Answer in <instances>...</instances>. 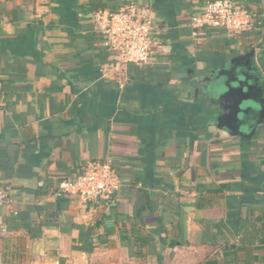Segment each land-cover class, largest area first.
Segmentation results:
<instances>
[{
	"label": "crops",
	"instance_id": "obj_1",
	"mask_svg": "<svg viewBox=\"0 0 264 264\" xmlns=\"http://www.w3.org/2000/svg\"><path fill=\"white\" fill-rule=\"evenodd\" d=\"M87 1L0 0V264H136L125 235L149 242L144 264H264V123L238 139L204 103V87L251 51L249 75L264 82V0H233L259 13L256 37L194 34L190 18L211 0H132L155 26L142 66L102 48L110 10L86 12ZM103 162L122 183L114 197L58 195ZM95 222L109 244L79 251Z\"/></svg>",
	"mask_w": 264,
	"mask_h": 264
},
{
	"label": "built area",
	"instance_id": "obj_2",
	"mask_svg": "<svg viewBox=\"0 0 264 264\" xmlns=\"http://www.w3.org/2000/svg\"><path fill=\"white\" fill-rule=\"evenodd\" d=\"M98 19H101L98 17ZM97 19V20H98ZM254 13L233 0L207 2L197 14L191 16L190 27L194 34L203 28L223 29L240 34L253 27ZM155 36V26L147 10L140 11L132 0L124 8L108 12L101 28V45L113 56L117 65H145L148 62ZM122 187L109 162L91 165L81 174L59 183L57 193L75 195L81 200H109ZM6 189L0 190V210L9 203ZM6 229L0 225V234Z\"/></svg>",
	"mask_w": 264,
	"mask_h": 264
},
{
	"label": "water",
	"instance_id": "obj_3",
	"mask_svg": "<svg viewBox=\"0 0 264 264\" xmlns=\"http://www.w3.org/2000/svg\"><path fill=\"white\" fill-rule=\"evenodd\" d=\"M253 55L251 51L244 56L237 70L224 71L228 77L222 83L213 82L204 87V103L210 105L211 120L232 136L246 135L245 129L251 130V135L256 125L264 123V82L249 75Z\"/></svg>",
	"mask_w": 264,
	"mask_h": 264
},
{
	"label": "trees",
	"instance_id": "obj_4",
	"mask_svg": "<svg viewBox=\"0 0 264 264\" xmlns=\"http://www.w3.org/2000/svg\"><path fill=\"white\" fill-rule=\"evenodd\" d=\"M211 1H214V0H211ZM241 6L244 7L246 10H248L249 12H251V10L247 8L246 6L244 5H241ZM83 9L86 12H92V13L102 12V11H105L106 9L110 10V12H116L110 9V7H108L103 0H88L87 3L84 5ZM253 13H254L253 27L251 28L250 32L252 33V35L256 37L257 33L255 32V27H256V22H257V16L259 15V13L258 12H253ZM247 32L249 33V31ZM137 192L140 195L144 194L146 198L145 192H143L142 190H138ZM210 202H211V198H207L205 196H199V198H197L196 200V205L201 207L203 205H207ZM259 222H261V225L258 228L255 227V229L257 232L258 241L260 245H262V248H264V214L259 217ZM99 226H100V223L95 222L92 226L87 227V238L85 241L82 242L80 247H77L79 251L90 254L94 251L97 245H108L109 244L110 240L108 237L110 236V234H103V235L94 234V230L97 229ZM124 239L128 240V242H126ZM122 243L128 246V249L130 251V254H132V257H142L143 256L142 250L144 249L143 247L149 242L143 238H136V239L130 240L128 236L125 235L124 237H122ZM135 247H137L139 252L138 251L134 252ZM231 248L233 249L234 247L232 246ZM249 250L251 251L250 248ZM223 253L224 255H226L230 252L228 251L227 248H225L223 249Z\"/></svg>",
	"mask_w": 264,
	"mask_h": 264
},
{
	"label": "rangeland",
	"instance_id": "obj_5",
	"mask_svg": "<svg viewBox=\"0 0 264 264\" xmlns=\"http://www.w3.org/2000/svg\"><path fill=\"white\" fill-rule=\"evenodd\" d=\"M109 247H110V246H107L106 248H109ZM138 252H139V251H138ZM104 254L107 256V253H104ZM104 254H103V255H104ZM107 257H108V256H107ZM138 258H142V257H138ZM138 258L135 259V263H136V264H144V262H145L144 259H140V260H139ZM108 260H109L108 262L110 263L112 259H109V258H108ZM86 264H96V263H94L93 261L90 262V261L88 260Z\"/></svg>",
	"mask_w": 264,
	"mask_h": 264
},
{
	"label": "flooded vegetation",
	"instance_id": "obj_6",
	"mask_svg": "<svg viewBox=\"0 0 264 264\" xmlns=\"http://www.w3.org/2000/svg\"><path fill=\"white\" fill-rule=\"evenodd\" d=\"M245 134L247 135V133ZM246 135H244V137H246ZM238 139H243V136L242 137L238 136Z\"/></svg>",
	"mask_w": 264,
	"mask_h": 264
}]
</instances>
